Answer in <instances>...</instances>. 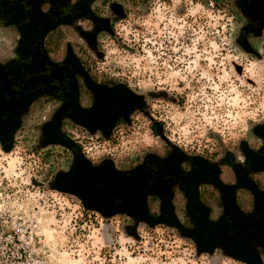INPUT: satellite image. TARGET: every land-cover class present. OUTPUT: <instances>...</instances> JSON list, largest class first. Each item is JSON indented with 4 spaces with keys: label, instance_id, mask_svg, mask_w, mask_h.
<instances>
[{
    "label": "rangeland",
    "instance_id": "obj_1",
    "mask_svg": "<svg viewBox=\"0 0 264 264\" xmlns=\"http://www.w3.org/2000/svg\"><path fill=\"white\" fill-rule=\"evenodd\" d=\"M116 1L123 14L113 17L112 29L100 32L93 47L70 29L60 33L62 44L55 47L61 56L66 44L73 45L88 71L135 97L129 122L111 138L65 128L86 147V160L119 173L168 149L220 162L238 155L243 144L257 145V129H264V27L244 39V46L245 18L237 0ZM0 42V50L11 45L1 34ZM53 110L34 107L9 151L0 147V179L27 185L41 204L35 211L48 264L241 262L221 248L200 252L192 239L166 223L152 225L123 213L103 216L86 209L79 197L59 191L58 178L74 162V140H41ZM222 166L228 180L230 165ZM204 194L216 196L210 187ZM261 259L264 264V255Z\"/></svg>",
    "mask_w": 264,
    "mask_h": 264
},
{
    "label": "flooded vegetation",
    "instance_id": "obj_2",
    "mask_svg": "<svg viewBox=\"0 0 264 264\" xmlns=\"http://www.w3.org/2000/svg\"><path fill=\"white\" fill-rule=\"evenodd\" d=\"M236 2L245 18L241 33L245 46L243 40L257 36L264 27V0ZM122 14L121 3L116 0H0V34L7 36L11 44L0 50V147L9 151L24 118L34 107H53L47 132L41 140L62 144H71L68 139L74 140L70 147L74 162L71 170L60 179L74 173L82 178L84 172L110 171L117 178L138 175L137 180L149 189L156 182L166 184L165 188L154 187L156 193L143 190L148 215L166 224L176 218L189 229H194V223L202 216L200 211L188 213L196 201L208 208H205L208 210L207 222L229 225L231 218L226 200L233 194L235 205L244 217L256 224L264 223V208H261L264 206L263 128L257 129V145L243 144L238 155L228 156L220 162L168 149L162 155L150 154L133 169L119 173L86 160L83 155L86 147L68 134L65 128L75 126L87 132L96 130L99 137L111 138L118 127L129 122L135 109V97L124 86L99 79L88 71L73 45L66 44L61 56L55 49L62 44L60 33L64 34L66 29L73 30L87 46L93 47L100 32L112 29L113 17ZM226 164L233 166L227 167L228 180L223 179L222 165ZM59 178L58 188L61 187ZM215 180L227 185L225 192L211 186ZM103 182L86 180L87 195L79 197L84 205L95 203L86 189L101 187ZM135 187L140 188L138 184ZM207 187L216 195V214L213 207H208L204 194ZM123 197L114 195L112 207L120 205ZM151 203L156 205V210L150 209ZM238 231L228 228L225 233L232 236ZM249 233L245 230V235ZM250 243L262 258L264 246Z\"/></svg>",
    "mask_w": 264,
    "mask_h": 264
},
{
    "label": "water",
    "instance_id": "obj_3",
    "mask_svg": "<svg viewBox=\"0 0 264 264\" xmlns=\"http://www.w3.org/2000/svg\"><path fill=\"white\" fill-rule=\"evenodd\" d=\"M230 167L233 168L232 165ZM111 179L112 181H109ZM60 180L61 187L58 188L59 191L70 193L81 198L87 195L85 191V188H87L86 180L104 181L101 187L86 189L95 202L90 206L85 205L86 209L96 211L107 217L123 213L133 218L147 221L152 225L162 223L159 220H153L148 215L145 201L142 198L143 190L147 189L152 193H156V190L153 187L151 189L145 187L134 179L133 176L117 178L115 173L113 174L110 171L84 172L82 178L77 176V173H74L69 176H63ZM107 181L109 182L105 183ZM127 183H137L140 188L135 187V185H128ZM213 184L218 190L225 192L226 187L223 184L219 182H214ZM116 194L123 195L124 197L120 205L112 207L110 204L111 198ZM226 204L228 214L231 218V223L227 226H220L218 224L207 225L195 222L196 229L190 230L178 223L176 218H173L167 224L176 228L182 236L192 239L200 252L212 253L216 248H221L227 256L245 264H263L259 253L255 248L251 247L250 242L264 246V223L258 225L247 217H244L235 205L233 194L227 198ZM261 208H264V206ZM228 228L233 230L238 229L240 231L235 235L227 236L225 232ZM245 230H249L250 233L245 235Z\"/></svg>",
    "mask_w": 264,
    "mask_h": 264
},
{
    "label": "built area",
    "instance_id": "obj_4",
    "mask_svg": "<svg viewBox=\"0 0 264 264\" xmlns=\"http://www.w3.org/2000/svg\"><path fill=\"white\" fill-rule=\"evenodd\" d=\"M35 196L27 185L0 179V264H48L35 211L41 204Z\"/></svg>",
    "mask_w": 264,
    "mask_h": 264
},
{
    "label": "crops",
    "instance_id": "obj_5",
    "mask_svg": "<svg viewBox=\"0 0 264 264\" xmlns=\"http://www.w3.org/2000/svg\"><path fill=\"white\" fill-rule=\"evenodd\" d=\"M1 43V42H0ZM0 45H3V43H1ZM229 166V165H228ZM224 180H227L226 178H223ZM215 183L216 182H219V183H221V184H223V186H225L226 188H227V185L226 184H224L223 182H221V181H219V180H215L214 181ZM211 186L213 187V188H216L215 187V185L213 184V183H211ZM207 189H209V187H207ZM217 189V188H216ZM220 191V190H219ZM207 198V204H208V207H213V209H215V204H214V200H212V199H210L209 197H206ZM226 205V204H225ZM194 207H193V210L192 211H189L188 213H189V215H192V214H194V212L195 211H200L199 213L202 215L201 216V219H199V223H203V224H218V225H224L225 223L224 222H207V216H208V208L207 207H204V205L201 203V202H199V201H196L195 202V204L193 205ZM205 208H207L206 210H205ZM199 209V210H198ZM201 209H203L204 211L203 212H201ZM216 209H215V214H216ZM227 214V213H226ZM206 218V219H205ZM194 226H195V224H194ZM185 227V226H184ZM187 229H189V228H187ZM194 229H196V226H195V228ZM194 229H190V230H194ZM256 246H262V245H258V244H256ZM256 250H257V248H255ZM258 251V250H257ZM260 256V255H259ZM263 260V259H262Z\"/></svg>",
    "mask_w": 264,
    "mask_h": 264
},
{
    "label": "bare ground",
    "instance_id": "obj_6",
    "mask_svg": "<svg viewBox=\"0 0 264 264\" xmlns=\"http://www.w3.org/2000/svg\"><path fill=\"white\" fill-rule=\"evenodd\" d=\"M137 180V179H136ZM88 181V180H87ZM138 181V180H137ZM139 182V181H138ZM140 183V182H139ZM135 184H137V183H135ZM142 184V183H141ZM120 195V194H119ZM258 225H260V224H262V223H257Z\"/></svg>",
    "mask_w": 264,
    "mask_h": 264
},
{
    "label": "clouds",
    "instance_id": "obj_7",
    "mask_svg": "<svg viewBox=\"0 0 264 264\" xmlns=\"http://www.w3.org/2000/svg\"><path fill=\"white\" fill-rule=\"evenodd\" d=\"M241 159H243V157H241ZM239 264H243V262H239Z\"/></svg>",
    "mask_w": 264,
    "mask_h": 264
}]
</instances>
